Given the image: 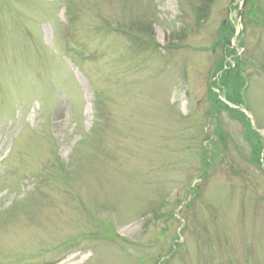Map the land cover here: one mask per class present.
<instances>
[{
    "label": "rangeland",
    "instance_id": "374dc122",
    "mask_svg": "<svg viewBox=\"0 0 264 264\" xmlns=\"http://www.w3.org/2000/svg\"><path fill=\"white\" fill-rule=\"evenodd\" d=\"M0 264H264V0H0Z\"/></svg>",
    "mask_w": 264,
    "mask_h": 264
}]
</instances>
